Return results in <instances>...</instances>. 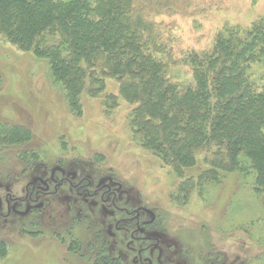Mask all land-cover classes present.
I'll use <instances>...</instances> for the list:
<instances>
[{
  "label": "rangeland",
  "instance_id": "obj_1",
  "mask_svg": "<svg viewBox=\"0 0 264 264\" xmlns=\"http://www.w3.org/2000/svg\"><path fill=\"white\" fill-rule=\"evenodd\" d=\"M188 7L185 18L157 20L174 28L173 41L186 51L206 49L228 27L244 34L264 19V0H188ZM253 71L263 87L264 65ZM169 75L195 87L183 65ZM99 77L98 88L89 82L74 106L49 60L0 35V196L9 191L5 185L17 196L40 180L53 189L70 177L91 192L110 187L118 209L142 211V221L153 214L155 224L135 236V223L111 203L102 206V195L83 198L67 184L42 198L48 209L28 215L25 229L17 219L0 222V264H91L104 243L108 256L126 264H264V193L256 191V174L221 173L202 183L207 158L200 155L180 177L144 149L132 126L136 106L121 98L117 79ZM11 129L33 138L11 143Z\"/></svg>",
  "mask_w": 264,
  "mask_h": 264
},
{
  "label": "trees",
  "instance_id": "obj_2",
  "mask_svg": "<svg viewBox=\"0 0 264 264\" xmlns=\"http://www.w3.org/2000/svg\"><path fill=\"white\" fill-rule=\"evenodd\" d=\"M188 9V0H0V35L49 60L74 106L89 82L98 88L95 77L117 79L121 98L136 106L132 126L144 149L180 177L204 155L202 183L252 171L264 193V86L253 78V67L264 65V19L244 34L228 27L206 49L186 51L173 41L174 28L157 20L185 18ZM180 65L195 87L169 75ZM20 131L7 130L9 142L32 140ZM105 247L91 264H126Z\"/></svg>",
  "mask_w": 264,
  "mask_h": 264
},
{
  "label": "flooded vegetation",
  "instance_id": "obj_3",
  "mask_svg": "<svg viewBox=\"0 0 264 264\" xmlns=\"http://www.w3.org/2000/svg\"><path fill=\"white\" fill-rule=\"evenodd\" d=\"M41 182V183H40ZM40 182L30 184L28 187L25 188L24 194L22 195H13L11 192V185H5L4 188L8 189V193L5 195V197L0 196V222L1 221H11L14 219H17V222L20 223V228L25 229L27 227L26 220L28 215H36V214H42L43 210L46 211L48 208L45 204H43L42 198H50L53 196H58L59 192L65 185H69L72 189H76L78 196L80 197H87L90 200H94L95 197L98 195H102V206H105L108 203H111V205L120 213H124L127 218L125 219L128 223H135V236L139 235L143 232V228L147 226H152L155 224L156 217L154 218L152 214V219L150 221H142V214H144L142 211H139L135 214L129 213L128 209H118L119 204V198H118V192L116 191V194H112V191L110 187L107 186H101L98 188V190H95L91 192L89 190L90 185L88 184H77L74 185V180L69 178H65L57 182V184L52 189L51 185H47L48 182L44 183L45 181L40 180ZM28 203L33 204V209L28 207ZM42 210V211H40ZM100 219H104L105 216V209L100 210ZM17 216H20L17 218ZM70 219H74V217H70ZM8 222V223H9ZM121 228H117V230H121ZM135 236H133V239H135ZM139 255H142V253H139ZM142 259V257H141ZM142 261V260H141ZM141 264H143L141 262Z\"/></svg>",
  "mask_w": 264,
  "mask_h": 264
}]
</instances>
